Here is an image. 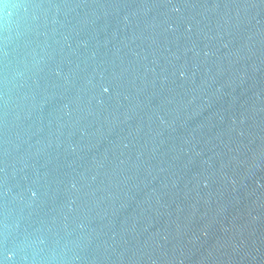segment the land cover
<instances>
[{"label": "water", "instance_id": "water-1", "mask_svg": "<svg viewBox=\"0 0 264 264\" xmlns=\"http://www.w3.org/2000/svg\"><path fill=\"white\" fill-rule=\"evenodd\" d=\"M0 264H264V0H3Z\"/></svg>", "mask_w": 264, "mask_h": 264}, {"label": "clouds", "instance_id": "clouds-1", "mask_svg": "<svg viewBox=\"0 0 264 264\" xmlns=\"http://www.w3.org/2000/svg\"><path fill=\"white\" fill-rule=\"evenodd\" d=\"M9 7H16L15 5H9L3 3V0H0V28H7L11 25L12 21L9 19V16L3 12V9Z\"/></svg>", "mask_w": 264, "mask_h": 264}]
</instances>
